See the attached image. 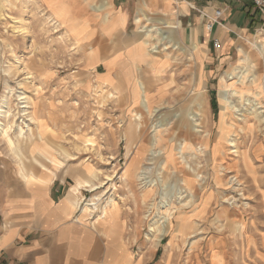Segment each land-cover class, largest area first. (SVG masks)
<instances>
[{"label": "rangeland", "instance_id": "rangeland-1", "mask_svg": "<svg viewBox=\"0 0 264 264\" xmlns=\"http://www.w3.org/2000/svg\"><path fill=\"white\" fill-rule=\"evenodd\" d=\"M50 3L0 0V105L5 98L8 101L7 114L1 118L4 133L0 135V156L8 160L9 169L24 170L27 175L34 170L47 171L45 168L53 166L37 156L44 149L67 160L63 161L67 169L85 170L88 177L83 182L90 179L89 171H94V184L99 189L79 188L75 205L91 219L102 220L113 209L110 200L121 204L128 229L135 235L132 248L140 256L147 255L148 264H264V121L253 110L247 111L255 100L252 94L259 88H236L244 97L233 96L238 110L227 117L230 133L226 128L221 131L225 130L223 136L229 135L231 142H224L221 136L218 141L223 111L221 79L234 72L239 64L238 47H252L249 42L264 31V22H258L251 35L225 50H216L211 43L208 60L206 56L199 60L193 56L194 25L177 30L185 50L170 44L168 51L155 55L156 62L146 63L156 67L157 72L169 61L165 71L158 74L161 81L155 88L148 67L143 65L141 71L137 70V64L144 61L142 48L102 51L104 58L125 52L127 63L134 66H116V82L110 74L97 76L91 68L101 62L98 51L82 46L86 35L79 32L76 21L70 19L68 34L64 33L60 22L66 17V8L62 5L54 10L57 18L53 19L47 11ZM206 26L205 23V30ZM123 36L131 41L134 27ZM155 36L151 41L143 37L142 43H154L162 50L169 41ZM198 42L203 43L201 39ZM123 68L131 69V83L127 82L129 76H125L126 82L121 80ZM103 71L98 69L99 73ZM136 79L148 85L150 91H157L146 98L153 113L134 130L129 148L127 129L136 113L142 112L141 104L129 106V87L135 102L140 100ZM226 80L233 85L234 80ZM197 91H204L206 99L199 129L203 133L189 136V142L197 147L202 144V150L207 146L210 161L201 155L199 170L182 175L178 158L183 142L180 126L193 132L189 116H194L190 114L192 102L200 97L193 95ZM24 102L28 106L26 113L22 109ZM172 117L171 138L165 136L161 143L153 139L150 144V136L160 124L172 121L166 118ZM20 128L28 140L18 144ZM7 137L21 147L23 159L12 150ZM33 156L46 167L37 165ZM164 163L169 164V174L161 171ZM176 176L185 181L177 182ZM32 178L25 176L28 183ZM193 191L197 194L194 198ZM167 225L171 226L169 231L160 235Z\"/></svg>", "mask_w": 264, "mask_h": 264}, {"label": "crops", "instance_id": "crops-1", "mask_svg": "<svg viewBox=\"0 0 264 264\" xmlns=\"http://www.w3.org/2000/svg\"><path fill=\"white\" fill-rule=\"evenodd\" d=\"M50 1L51 7L47 11L53 19L57 18L54 10H59L62 5L66 8V17L60 22L64 33L68 34L70 19L76 21L79 32L86 35L81 41L82 46L98 51L101 62L91 69L97 71V76L110 74L114 82L118 80L119 74L116 66L127 65L132 69L134 64L127 63L125 52L104 58L102 51L144 49V61L137 64L140 67L138 72L143 65L147 66L146 63L156 62L154 57L157 54L152 51V47L142 43L144 26L158 25L165 32L176 28L174 38L183 48L184 42L179 40L177 30L194 25L196 33L192 42L194 44L195 38L201 50L197 59L206 56L208 60L212 55L210 46L214 39L220 40L219 49L225 50L239 39L251 35L258 22H264V15L250 0H191V5L184 0ZM215 11L222 13L219 24L212 31H207L204 29L205 23L210 21L207 16L213 17ZM259 15L261 20L258 19ZM130 27H134L131 41L123 36ZM118 38L120 41L116 42ZM198 39L203 43L198 42ZM193 56L196 57L194 52ZM168 62L165 61L164 69H157V72L156 67L147 66L153 74L155 88L161 81L158 74L165 71ZM100 68L104 70L101 73L98 72ZM130 70L123 68L120 71L122 81L126 82L125 76H129L127 82L131 83L133 78ZM136 82L137 86H140V82L144 83L138 79ZM199 82L202 83V77ZM129 89V106L136 108L141 104L145 116H149L152 111L146 98L157 90L150 91V87L145 85V89L139 91L140 100L135 102L132 87ZM193 95L200 97L192 102L193 112L190 115H198L196 117L202 124V106L206 101L204 91H197ZM166 119L172 120L174 117ZM185 127L180 126V131ZM181 133L183 139V131ZM190 137H195V134L191 132ZM40 158L53 167L45 168L46 165H42L38 159V165L48 172L34 170L27 175L24 170L11 171L9 164H6L8 160L0 156V264H148L147 255L140 256L132 248L135 235L128 229V220L123 212L125 209L121 204L117 203L116 207L110 209L111 213L105 216L106 219H91L89 214L84 211L81 213L74 203L77 199L74 189L83 188L79 185L88 177L86 171L71 167L67 169L63 162L67 160L60 155L47 153V156ZM25 176L33 177L31 182L28 183Z\"/></svg>", "mask_w": 264, "mask_h": 264}, {"label": "bare ground", "instance_id": "bare-ground-1", "mask_svg": "<svg viewBox=\"0 0 264 264\" xmlns=\"http://www.w3.org/2000/svg\"><path fill=\"white\" fill-rule=\"evenodd\" d=\"M143 29H144L143 31L142 30H140V31H142L143 37H146L148 39V41H151L149 39H153V37H154V39H156L155 34L158 35L159 37H161V39L163 41H169V43L164 44V48L162 50H158L157 46L154 43L152 45H150V44H147L145 41L143 44L150 45L152 47L151 48L152 51L155 54L161 53L164 50L168 51V49L170 47H172V46H170V44H174L173 48H176V49L180 48V50L183 49L181 46V43L180 42L177 43V38H174V35L176 33V28H170L167 30V32H165V30H163V28L159 27L158 25H152L150 27L144 26ZM207 29H209V27H207ZM173 42H175V43H173ZM249 43L251 44L252 47H250L249 45H246V44H242L239 47L237 46L238 47L237 52H238V57H239V62H238L239 64L235 68L233 73H231L230 75H227L225 77L222 76L223 78L221 79V82H220V90H221V92H220L221 97L220 98H221V104H222V108H223L220 123H222L224 126H222V124H221V127L219 128L220 131H219L218 141H221V139H222L224 142L225 141L231 142L230 138H228L229 137L228 134H227L228 135L227 138H224L223 134L225 133V130H223L222 133H221V131L223 128H226V130H227L226 133H230V130H229L230 127L226 122L227 117H230L232 115L233 110H236V112L238 110L237 106L234 104L233 96L234 95L240 96L241 99H243V97H244L242 94L238 93V90L236 88H239L240 90H243V89L245 90V88L257 87L260 89L259 92L252 94V96L254 97L255 100L250 103L251 106H248L247 111L253 110V114L258 115L259 120L261 119L264 121V83H263L264 82V31H260L259 34L254 36L253 39ZM202 50H204V49L202 48ZM200 51L201 50H200L199 44L196 43V39L194 38L193 52L196 54V57L199 55ZM150 69H152V68H150ZM226 77L228 80H234L233 85L232 84L229 85L227 83ZM139 84L142 87V89H145L144 83L140 82ZM140 86H138L139 91L141 89ZM116 89H117V86H116ZM24 99L26 101V98H24ZM23 104H25V105L22 109H24V113H26L28 106H27L26 102H24ZM7 107H8V101L5 98L2 102V104L0 105V135H2L4 133V131L2 130L3 124L1 122V118L3 116H6ZM144 113H145L144 111H142L140 113H136V118H135L136 120L134 122L132 121L131 124L129 125L130 126L129 129H127V133L129 135V141H128L129 148L133 144V141H134V137H135L133 135L134 130L137 129L139 127V123L141 121H143V117L145 116ZM196 116H198V115H195L193 117L189 116V120L191 121V125H192V131L195 134H197V133L201 134L203 132L199 129L201 128L202 124H200V121L196 120V118H197ZM176 118H178V116H176L175 119ZM173 124H174L173 119L171 122H168L164 125L160 124L159 128L156 129L155 134L153 136H150L149 143L151 144L153 142V139L156 141V143H161L162 141L166 140L165 136H167L168 140H169V138H171V136H172L171 130H173V127H174V126H172ZM1 130L3 132H1ZM182 131H183L184 138H183V142H182L181 151H179V153H178V155H180V157H178V158L180 159V163L183 166V170H182V175H183V174H187V173L191 174L190 171L197 172L199 170V167H200L199 161L201 159V155H205L204 159H206L207 161H210V155L207 151V149H208L207 146L206 147L202 146L203 147V150H202L201 148H199L202 144L199 147H197V146H194L193 143L189 142V136H190L191 131H189L187 128H185V130H182ZM29 133H30V137H33L32 128H29ZM17 134H18V136H17L18 144H21L23 141L28 140V138L24 139V135L26 133L24 132L23 128H20L19 133H17ZM132 136H134V137H132ZM204 137L208 138L209 136L205 134ZM219 137L221 139H219ZM7 138L10 141V145L12 147V150L16 152L18 157L22 158L24 156V154L22 153V151L20 149L21 147L19 146L20 148H18V145H16V143L10 137H7ZM29 139H32V138H29ZM218 144H220V142ZM37 154H38L37 156H39V157L40 156H47V152L44 149H43V151L40 150L39 152H37ZM222 154H226L225 151H223ZM154 158H155V154H152V159H154ZM33 159L35 160V163H37V165H38L39 160L36 159V157H34V156H33ZM22 162L24 163V161H22ZM23 165L25 166V164H23ZM42 165H43V163H42ZM161 171H166L165 174L166 173L169 174V172H168L169 171V164L164 163L163 166L161 167ZM89 174H90V176H89L90 179L82 182V184L79 186L89 188L92 191H96L99 189L98 185L94 184V179L97 178V175H96V173L90 172V171H89ZM182 178H183V180H182ZM175 180L177 182L178 181H185L184 177H181V176L180 177L176 176ZM74 191H75V195H76L78 188H75ZM196 195L197 194L195 193V191H193L192 197L194 198V197H196ZM74 203H76V201H74ZM109 203L113 204L112 205L113 207H116V205H117L114 200H110ZM88 207H90V206H88ZM168 223H170V221H168ZM169 227H171V226L167 225L163 229V231H161L159 234L163 236L164 235L163 232L167 233V231H169L168 229H170ZM154 229L155 228H153V226H152L151 230L154 231ZM176 231H177V233H179L178 224L176 227Z\"/></svg>", "mask_w": 264, "mask_h": 264}, {"label": "built area", "instance_id": "built-area-1", "mask_svg": "<svg viewBox=\"0 0 264 264\" xmlns=\"http://www.w3.org/2000/svg\"><path fill=\"white\" fill-rule=\"evenodd\" d=\"M187 2L189 5H191V0H184ZM251 3L258 9V11L264 15V0H250ZM221 11H215L213 17H208L207 18L210 20L206 26L207 31H212L214 26L216 24H219V18L221 16ZM209 27V29H207ZM213 45L215 49H219L221 46V41L218 39L213 40Z\"/></svg>", "mask_w": 264, "mask_h": 264}]
</instances>
